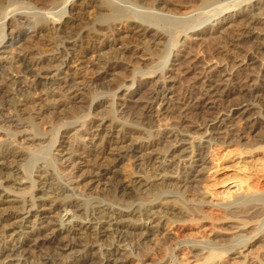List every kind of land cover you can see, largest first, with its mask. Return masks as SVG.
Here are the masks:
<instances>
[{
	"label": "bare ground",
	"instance_id": "6f19581e",
	"mask_svg": "<svg viewBox=\"0 0 264 264\" xmlns=\"http://www.w3.org/2000/svg\"><path fill=\"white\" fill-rule=\"evenodd\" d=\"M3 1L5 0H0V19L6 18L10 14L7 5H3ZM9 1L10 3L7 4L13 12L14 7L11 6V0ZM31 1H28V5L33 11L24 16V21H27L28 24L33 23L34 35L39 39H44V46L39 48V50L42 49V53L49 51L51 47H54L57 52L53 56L52 54H44L38 59L33 57V63L30 64L33 69L23 61L24 58H27L28 53L26 54V52L20 54L19 58L13 57L12 60H8L13 67L18 68L19 72L31 74L35 71L38 73L41 71L48 76L53 70L56 73L59 72L63 66L69 70L68 68L72 67L71 63L76 65L83 63L87 54L98 52V55L102 57H98L99 60L93 66L105 70L108 76L113 77L114 81L118 82L120 79L125 78L128 71L130 73L138 72L140 75H150L152 73L154 75L155 71L162 70L166 66L171 48L180 42L178 40L180 33L196 24L201 25L208 17L223 13L230 8L236 9L224 17L223 21L228 18L231 21H236L234 26L236 29L233 31L234 37L230 34L234 39H221L220 44L214 47L213 50L222 53L219 54L224 57H222L223 59H226L230 53L235 51L236 47L241 46V43L250 41L249 43L254 51L252 53L259 54L264 51V37H261L262 34L259 33L257 36L253 31L255 29L259 31L260 26L264 28V0H226L225 2L224 0ZM184 2L192 3L191 5L188 4L191 7H189L190 10L187 8L191 15L181 18L178 14L170 12L177 5L179 6ZM214 5L215 10L208 13L207 8ZM58 7L59 9H56ZM85 8H90L91 13H88ZM85 12L87 14L83 17V25L81 24V28L76 29L74 24L79 20L80 13L84 14ZM203 14H206L205 17H201ZM230 23L232 24V22ZM219 30L217 29L216 32H219ZM202 32H204L202 29L192 31L191 36L194 35L195 38L193 39L199 41ZM5 36L4 27H2L0 30V43ZM184 36L185 39L188 38V34L185 32ZM111 39L124 40L126 43H123L122 48L114 49L108 43ZM18 40H21L20 36ZM8 41L11 44V39ZM59 44L62 45V48L57 50ZM5 60L0 56V68L4 67ZM122 61H128L131 65L134 64L132 69L129 70L124 67ZM247 62L250 66L247 65L248 67L244 69H234L228 72L213 68L207 70L206 84L201 88L195 85L185 96L183 95V98L181 97L183 101L179 102L180 105L175 106L174 111L177 119L171 125L164 126V128L160 126L154 128L153 124H148L145 120H148L151 116L150 112H152V109L154 110V104H159L160 109L164 108L167 103L164 100L171 98L173 93L168 95L170 92L166 88L151 90L144 103L139 104V112H130L126 114L127 116L123 120L114 118L113 114L115 113L113 112L112 102L110 112L113 113V116L111 115L108 120L109 123L107 122L104 128L100 126V128H95L94 135L97 137V142L92 143L90 147H83L80 149L81 152L78 151L82 160H77L75 167L78 168L79 166V171H82L79 172L82 175L79 177L86 182L88 187H92L94 183L99 184L102 179L111 182L112 189L109 190L111 192H105L106 195L103 198H106L107 201L111 199L113 202L121 200L122 207L106 206L107 208H103L97 205L89 207L88 203L90 201L85 198L87 193L75 195L69 192V188L65 185L59 186L56 182L55 186L54 178L47 176L48 178H44L43 182L46 187L41 188L44 195V201L41 205H47L48 210L46 211L52 216L57 214V216L55 215L56 218H44V215L34 214L28 221L25 219L26 217L20 218L16 213L17 211H15L26 209L25 202L21 201L20 205H18L19 202L12 206L0 200V229L13 227V225L23 221L31 223L30 230L28 232L25 230L26 234L24 236L19 232L14 236L11 235L13 239L9 245H0V263L3 259L14 257V255L23 251L24 255L29 256L32 248L34 249L38 242L50 244V247H64V250L70 251L79 241L76 244H74V241L73 245L68 241L74 239L76 234H80L79 232L83 228L82 232L86 238L97 239L99 236L110 234L111 237L115 238V244L118 242L131 244L132 241H134V244H141V246L143 244L141 248H145V254L141 258L145 262L144 264H162L163 257L167 256L165 254L167 244L186 235L194 237L197 233L206 235L208 238L202 237V239H206L211 245L209 246L207 243V245H199L196 242L186 244V250L182 251L180 255L178 254V264H264V56L260 57V60L252 56L248 58ZM194 64L196 66L197 63ZM109 66H111V70H107ZM200 67L202 66L200 65ZM227 68H229V65ZM94 70V68L86 69L90 74ZM170 70L172 72V69ZM63 73L69 74L68 71H63ZM159 74H161L160 77L163 80L165 78L163 72L160 71ZM63 80L66 83L65 85H63V82H56V85L59 93L65 96V99L60 100L54 94L50 96H53V98L47 97L46 102L27 98L28 94H25L26 89L22 87V82V85L17 83L13 90L0 86V100L2 101L0 126L1 124H7L15 129V127L21 125V120H16L18 117L16 119H14L15 117L13 119L8 118L5 114L6 111L23 115L27 113L26 109L39 111L49 109L53 113V111H58L64 105L63 100L78 99L80 95L82 96L84 94L83 87L88 86L84 84L86 80L83 81L82 78L78 82L83 85L82 88L74 85L72 82L74 80H71L72 83L64 77ZM152 81H154L153 78ZM154 82H157V78ZM228 82H232L233 85L229 84L230 86H227ZM39 85L41 86L40 81ZM79 90L81 92L78 95L71 97L73 92ZM15 95H21L22 98L16 101ZM233 98L234 101L232 102ZM231 102L232 104H228ZM69 124L73 125L72 123ZM3 131H6V129ZM27 139L29 141L35 140V138ZM173 139L176 140L174 142H181V145L169 150L168 144ZM4 141L0 144V179L2 178L4 181L16 180L18 177L20 178L19 174L22 171L19 170L17 164L18 158L22 155V150L18 146L16 147L11 140ZM203 143H207V147H210V144L220 145L224 152L215 154V161L218 162V159L223 160L231 155V162H233L231 165L234 166V170L230 174L219 176L220 181L218 184L222 183L223 185L220 190L215 191L218 198L214 200L211 198L212 195L209 197L207 191L209 187L207 184L209 183L204 184L208 175L205 176L207 167H202L207 152L204 150L205 148L201 147ZM185 144L188 148L185 147ZM197 146L198 148H196ZM161 149L166 150L161 156H155L157 153L159 154L158 151ZM187 149L189 150L187 151ZM183 150L187 153L181 155V159H176L177 162H169V159L176 157ZM57 157L59 159V156ZM61 159L69 161L72 159V154L64 151ZM130 160L134 161L132 169L135 175L118 170L121 168L118 167L119 164ZM183 161L184 165L182 167L178 163ZM187 161L188 166L186 165ZM193 162L195 163L194 167L191 166ZM198 163L200 166L197 165ZM48 165L54 166L53 159H50ZM127 166L126 163L125 169ZM37 172H40L39 176L43 174L41 168ZM25 174L31 187L34 186V180L36 179L32 177V172L27 173L26 171ZM33 174L36 173L33 172ZM75 174L77 175V173ZM75 179L72 180L75 182ZM11 182L15 184V181ZM66 183L68 182L66 181ZM9 186L11 187V185ZM90 195H94L93 192ZM116 205L118 206V204ZM29 206H35L33 199ZM88 216L97 220L96 225L92 228L89 226L84 227V221H81L82 219L89 220ZM241 238L246 239V244L243 246L235 245L222 250L215 245L222 242L230 243L234 239ZM112 240L114 241V239ZM131 259L132 256L129 254H122L120 250L115 249L105 264H129ZM86 264H96V262L90 260Z\"/></svg>",
	"mask_w": 264,
	"mask_h": 264
},
{
	"label": "rangeland",
	"instance_id": "374dc122",
	"mask_svg": "<svg viewBox=\"0 0 264 264\" xmlns=\"http://www.w3.org/2000/svg\"><path fill=\"white\" fill-rule=\"evenodd\" d=\"M6 1H8V2H6ZM28 1L32 2L31 0H11V2H12L11 6L14 7L13 12L10 9L11 7L8 6L10 1L9 0L3 1V5L4 6L7 5L6 7L9 9L10 14H8L6 18L0 19V30L2 29V27H4V33L6 35L5 38L2 40V42L0 43V56L2 58L6 59L3 63L4 67L0 68V86H3V87L8 88L10 90L11 89L13 90L17 83L18 84L20 83V85L23 84L22 87H24V89H26L25 94L26 95L28 94L27 98H29L31 100L46 102L48 100L47 97H50L51 95H54V94L56 96H58L57 98H60V100L65 99L64 98L65 96H63L62 94L59 93V89L57 88L58 86L56 85V82H59V83L63 82L64 83L63 77L66 80L68 79L70 82H71V80H74L72 82L74 83V85L78 86L79 88H82V86H83L82 84L78 83L81 81V78L83 79V81L86 80L84 84L88 85L86 87H83L84 94H82V96L80 95L81 97L79 96L78 99L74 98L73 100H67V99L63 100L62 102H64V105L61 106L58 109V111H56V112L53 111V113L49 109L48 110L43 109L40 111L39 110H33V109L32 110L26 109L27 113H24L23 115H21L20 113L18 115H16L13 111H6L5 112V114L8 116V118H12V119L14 117H15L14 119H16L17 117L21 118V119L20 118L16 119L17 121L21 120L20 121L21 125H19L17 128L15 127V129L12 128L13 126L9 127L7 124H5V125L1 124V126H0V133H1L0 134V144L4 143L5 142L4 140H7V141L11 140V142H13V144H15L16 147L18 146L19 149L22 150V155L18 158V161H17L19 170H22V171H20V174H19L20 178L18 177V179H16V180H11V181H15V184H12L11 181H7V180L4 181V179L2 180V178L0 179V182L2 183V185L0 186V194H1L0 200L6 202L7 205L10 204L12 206H13V204L15 206V204L16 203L18 204L19 202L20 203L18 205H20L22 202H25V206L27 207L26 209H24V210L17 209L15 211H17L16 213L20 216V218L26 217L25 219L28 221L30 218H32V215H34V214H38V216L44 215L45 216L44 218H47V217L51 218L52 217V219L56 218V216H57V214H55L56 216L55 215L52 216V214L49 215L48 211H46V210H48V206L47 205H41V203H43V201H44V195H43L42 189H44L46 187V185H43V182H44V178H46L47 176L54 178L55 186L57 183L59 186L65 185V187L67 186L69 188V192L74 193L75 195L87 193V194H85V198H87L88 201H90L88 203L89 207H92V205L93 206L97 205V206H100L103 208H107L108 206H111L114 208H119V206L122 207V201L121 200L113 202L110 199V201H111L110 202V201H107L106 198H103V196L106 195V193L111 192V191H109L112 189L111 182L109 183L108 180L102 179L106 184L102 180H100V183H99V184H101L100 186H99V184L94 183L92 185L93 188L91 186L88 187L86 182L82 181L81 178L79 177L81 175V173H79V172H82L81 170L79 171V166H78V168L75 167L77 165L76 161L82 160L81 154L79 153V152H81L80 149H82L85 146L90 147L92 145V143L94 144V142H97V137L94 135L96 129L100 128V127L104 128L105 125L107 124V122L109 123L108 120H109V118H111V115L113 114L112 112H110V107L112 106V104L114 106V109H113V112L115 113V114H113L114 118H116V119L119 118V119L123 120V119H125V117L127 116L126 114H128V113H130V112L134 113L136 111L139 112V106L144 103V100L147 99L146 97L148 96V94L151 90H153L154 88H159V89L166 88L170 92L168 95L173 93L171 95L172 99L171 98L170 99L168 98L167 100L165 99L164 101H167V103L165 104L164 108L162 107L161 109H160V106H158L159 104H154V110L152 109L151 110L152 112H150L151 116L148 118V120H145V121H147L148 124L149 123L153 124L154 128H156L158 126H160L161 128H164V126L171 125L177 119L176 112L174 113L175 106L180 105V103L183 101V99H182L183 95L185 96L187 94V92H189L190 89L195 87V85H196V87L201 88L204 84H206L207 80H205V78L207 75V73H206L207 70L213 68L215 70L221 69L224 72H228V71H231L234 69H236V70L244 69V68H247L248 66H250L247 64L248 58L253 56V57H256L258 60H260V57L264 56V51L261 52L262 54L261 53H259V54L258 53H252L254 51L252 49L251 44L249 43L250 41L241 43L242 47L239 46V47L235 48V51L237 53H234L235 51L230 53V55L226 59H223L224 58L223 56H222L223 58L221 57L220 54H222V53H220L218 51L216 52L215 50H213L214 47H216L220 44L219 41H221V39H223V38L230 39V40L234 39L233 38L234 37L233 31H235V29H236L234 27L236 21H231V19H229V18L225 19L223 21L224 17H226L228 14H231L233 12L232 10L236 9V8H233V9L230 8L227 11H225L227 13L223 12V13H220L218 15L217 14L212 15V16L208 17V19L203 24H201V25L196 24L193 27H190L189 29H187L186 31H183V33H180L178 36V40L180 42H178L177 44H175L171 48V54L168 57L166 66L162 70L158 69L157 71H155L154 75H153V73L150 75H140V73H138V72H136V73L131 72L133 74V76H132L130 71H128L125 74V78L120 79L118 82L114 81L113 77L108 76V74L105 72V70H103L102 68H96L93 66L94 63L97 62L101 56V55H98L99 54L98 52L87 54L85 61L83 63L77 64V65L75 63L74 64L71 63L72 67H69L68 68L69 70H67L63 66L62 68H64V69L61 68L60 71L57 72L58 74L54 70L51 71V73L48 74V76L45 75L41 71H39V73L37 71H35V73H31V74L25 73V72H19L17 70L18 68L13 67V65L10 64V62L8 60H10V59L12 60L13 57L19 58L20 54H22V53L24 54L26 52V54L28 53V55H27V58H24L23 61L26 62V64L30 65L31 63H33V60H34L33 57L38 59V57H40L41 55L43 56L44 54L45 55L52 54V56H53V54L55 55V53L57 52L54 47L53 48L51 47L50 49H53V50L49 49V51H47L48 53L47 52L42 53L41 52L42 49L39 50V48L44 46V39L43 38L39 39L37 36L34 35V29L35 28H34L33 23L28 24L27 21H24V18H25L24 16H27L28 14H30L31 11H33L28 5V3H29ZM225 1L226 0H224V2ZM227 1H230V0H227ZM188 4L191 5L192 3L191 2H189V3L184 2L183 4L181 3V4H179V6L177 5L173 9V11L175 10L174 12L173 11H170V12L178 14V16H180L181 18L187 17V16L191 15V13L189 11L190 6ZM176 8H178V9H176ZM215 8H216L215 5L209 6V8H207V10H209V12L208 11L207 12L212 13L215 10ZM56 9H59V7ZM85 9L88 10L87 11L88 13H91L90 8H85ZM87 12H85L84 14L80 13L81 16H79L80 18H79V20H77L78 22L76 21V24H74L76 26L75 27L76 29H78V27L81 28L80 26L83 25L82 20H83V17L87 14ZM205 15L206 14H203V16H201V17H205ZM20 17L23 19H21ZM24 22H26V23H24ZM230 22H232L233 25ZM219 28H220V30H219ZM200 29H202L204 31L201 33L202 35H200V36H202L201 39H199V41L193 39L195 37H194V35L191 36L192 31H195V30L199 31ZM217 29L219 30V32H216ZM260 30L258 31L255 29L253 31H254V33L257 34V36L259 33V34H262L261 37H264L263 26H260ZM184 32L186 34H188L187 37L189 39L188 38L185 39V36L183 37ZM230 34L233 37L230 36ZM17 35H19L21 37V40L17 41V39H19V36H17ZM10 39H11V44H9V41H8ZM186 40H187V42H186ZM123 41L124 40H118L117 41V40L111 39L108 43L111 44V47H114V49H119V48H122V46H124L123 43H126L125 41L124 42ZM37 42H39V43H37ZM201 43H203V44H201ZM60 45L61 44H59V46H57V48H58L57 50L62 48V45L61 46ZM129 45H131V44H129ZM114 49H113V51H115ZM251 49H252V51H251ZM54 50H55V52H54ZM218 55H219V57H217ZM259 55H261V56H259ZM28 56H31V57H28ZM68 57H69V55L67 56V58ZM219 58L223 59V60H220ZM231 58H233V59H231ZM29 59L31 62L29 61ZM207 60H209V61H207ZM219 61H221V62H219ZM122 62H123V66L129 70L132 69V66L134 65V64L131 65V63L128 61L127 62L122 61ZM194 63H197L196 64L197 67L195 66ZM199 64L202 67H200ZM31 65H30V67L32 68ZM228 65H229V68H227ZM90 67L95 69L94 72H91V74L89 71H86V69H91ZM195 67L197 68V70ZM111 69H112L111 66H109L107 70H111ZM170 69H172V72ZM63 71L64 72L68 71L69 74L63 73ZM160 71L163 72V76L165 77L163 80L160 77V75H161V74H159ZM198 71H200V72H198ZM204 74H205V76H204ZM141 76H142V78H141ZM158 76H159V78H158ZM166 77L168 78L167 80H166ZM136 78H138V79H136ZM152 78L154 81H156V78H157L158 83L157 82L155 83L154 81H152ZM16 80H18V81H16ZM39 81L41 82V86L39 85ZM21 82H22V84H21ZM152 82H154V83H152ZM42 84H43V86H42ZM65 84L66 83H64L63 85H65ZM229 84L233 85L232 82H228L227 86H230ZM83 89H81V91H83ZM81 91L79 90L77 92H73V94H71V97L74 95H78V93H80ZM14 98L16 99V101H18V99H21L22 96L21 95H15ZM50 98H53V96ZM75 100H77V101H75ZM78 100H79V103H78ZM71 101H72V103H71ZM233 101H234V98L232 99V102ZM232 102L228 103V104H232ZM233 104H235V103H233ZM1 106H2V101L0 100V107ZM115 109L117 110L116 112H115ZM72 112H74V113H72ZM125 112H127V113H125ZM173 116L175 117V119H173L174 118ZM186 116H188V115H186ZM69 123H72L73 125H70ZM33 125L35 126V128ZM4 126H6V127H4ZM71 127L72 128L75 127V128L72 129ZM5 129H6V131H3ZM1 130H2V132H1ZM36 130H37V133H36ZM31 132H33V133L31 134ZM23 134H25V135H23ZM179 136H181V135H179ZM36 137H37V139H36ZM27 138H35V140H33L34 141L33 142V141H29ZM38 138H39V140H38ZM19 139L21 140V142ZM174 141H176V140L173 139V141L171 143H169L170 145L168 144L169 150L171 148L172 149L177 148V146L181 145V142H179V141L174 142ZM83 143H84V145H83ZM172 145H173V147H172ZM68 147H70V148L67 149ZM185 147L188 148V146L186 144H185ZM201 147L203 149L205 148L204 150L207 151L206 155H205L206 158L204 159V163H203L202 167L206 166L207 171L209 170L208 174H207V171L205 172V174H206L205 176L208 175L206 177L208 180L206 179V182L204 184L206 185V183H209L207 185H209V187H211V188L208 187L207 191L209 193V197H211V195H212L213 197H211V198L214 200V199L218 198V195H216L217 192H215V191L220 190L222 185H223L222 183L218 184V182L220 181L221 175L227 174V173L230 174L234 170L233 169L234 166L232 167V165H231V163L233 164V162H231L232 157H231V155H228L226 157V159L225 158L223 160L218 159V162H217V161H215V154H217L219 152H224V149H221L222 147L220 145L210 144V147H207V143H203ZM196 148H198V146ZM206 148H208V149H206ZM224 148H226V147H224ZM230 149H232V147H230ZM71 150H73L74 152ZM164 150H166V149L159 150L158 151L159 154L157 153L155 156H161L163 154ZM188 150L189 149H187V151ZM64 151L70 152L72 154L71 160L63 161L61 159V156L64 153ZM187 151L183 150V151H181V153L179 152V155H177L178 157L176 156L172 159H169V162L170 161L171 162H177V160H179L180 156L185 154V152L187 153ZM77 152H78V154H76ZM52 155L55 156L56 159ZM57 156H59V159ZM50 159H53V161H54L53 167L48 165V163L50 162ZM73 159H75V160H73ZM59 161H61V162H59ZM126 163L128 164V166L125 169L124 166ZM186 163H187L186 165L188 166L189 165L188 161ZM178 164L180 166L182 165V167H183L184 161L182 163L179 162ZM216 164H217V166H216ZM132 165L134 167V161L133 160H130L128 162H124V163L118 165L119 168L121 167L120 168L121 170L120 169H118V170L122 171L123 173H126V174L130 173L132 175H135V173L133 172V169H132ZM197 165L200 166L199 163ZM191 166L194 167L195 163L194 162L191 163ZM40 168L42 171L41 173H43L41 176H39L40 172L39 173L37 172V171H39ZM53 168H55V169H53ZM31 169H32V171H30ZM36 169H38V170H36ZM127 170H129V171H127ZM26 171H27V173L32 172V177L34 179H36V180H34L35 185L32 187L29 184L30 182H28L29 180L26 177V174H25ZM33 172L36 174H33ZM209 172H211V173H209ZM212 172H213V174H212ZM75 173H77V175ZM55 174H56V176H55ZM53 175H54V177H53ZM61 176H63V177L61 178ZM210 177L213 179L211 180ZM72 179L73 180L75 179V182ZM17 180H18V182H17ZM76 180H78V181H76ZM59 181L63 182V183L61 184ZM66 181L68 183H66ZM38 182H40V183H38ZM80 182H82V183H80ZM9 185H11V187ZM75 185H77V186L75 187ZM5 186H7L8 188H6ZM107 186H108V188H107ZM9 188H10V190H9ZM91 188H92V190H91ZM80 189H81V191H80ZM102 191L104 194L102 193ZM92 192L94 195H90V193L92 194ZM88 194H89V196H88ZM86 195H87V197H86ZM110 195H111V193H110ZM32 196H33V198H32ZM34 197H37V198H34ZM91 197H92V199H91ZM98 198H102V199H98ZM32 199L35 203V206L30 207L29 204L32 202ZM116 204H118V206ZM43 207H44V209H43ZM40 212L41 213L44 212V213L41 214ZM88 217L90 218L89 220L82 219L81 221H84L83 222L84 227L89 226L90 228H92V226L96 225L97 220L91 218L90 216H88ZM90 220H91V222H90ZM18 223H17V225H13V227L10 226V227H4V228L0 229V232H2L0 234V245H9L13 239L12 236H14L17 233L19 234V232H21L22 236H24L26 234V232H28V230H30V228H31V223H27L24 221L22 222L23 224L22 223L18 224ZM104 225H106V224H104ZM97 227H98V225H97ZM193 228H195V227H193ZM25 230H26V232H25ZM89 230H88V232H89ZM82 231H83V228L79 232L80 234H76L74 239L68 241V243H70V244L72 243V245H73L74 241H75L74 244H76L78 241L80 243V244L77 243L73 249H70V251L67 250L68 252L66 250H64V247H57V246L50 247V244H48L49 245V247H48V245L46 243L41 244L40 242H38V244L34 247V249L31 247L32 252L29 256H27V254H25L27 256L26 257L24 255V251H23V252H21L22 255H21V253H19V254L14 255V257L13 256L7 257V258L3 259L0 264H86V262H88L90 260H94V262H96V264H105L107 259L109 257H111V255L115 249L120 250L122 252V254L127 253L130 256H132V259L130 260L131 263H129V264H144L145 263V262H143V260L141 258L145 254V248L144 247H143L144 249L141 248L143 246V244H142V246H141V244H139V245L137 243L134 244V241H132L131 244L119 243V242L117 244H115L116 243L115 238L111 237L110 234H106L107 236H105V235L99 236V238H97V239L86 238L85 234H83ZM11 232H12V234H11ZM78 235H80V236H78ZM194 237L186 235V236L181 237V238L179 237V239L175 240L172 243L167 244L166 253H165L167 256L163 257L164 263L162 262V264H178L177 258L182 253V251L186 250V247H185L186 244L196 242L199 245H207V244L209 246L211 245V243H209L206 239H202V237L208 238V237H206V235H202L200 233H197ZM112 239H114V241ZM240 240L242 243L240 242ZM82 242H83V244H82ZM245 244H246V239L241 238V239H234L230 243L222 242V243H217L215 245H217L222 250H226V249L231 248L232 246H235V245H242L243 246ZM132 245L134 246V248ZM144 246H145V244H144ZM51 248H55V249H51ZM177 248L179 251L177 250ZM38 250H39V252H38ZM141 251H143V252H141ZM129 252H131V253H129ZM25 253H27V252H25ZM50 253L51 254L53 253V255H51ZM167 259H168V261H167ZM165 261H167V262L165 263Z\"/></svg>",
	"mask_w": 264,
	"mask_h": 264
}]
</instances>
